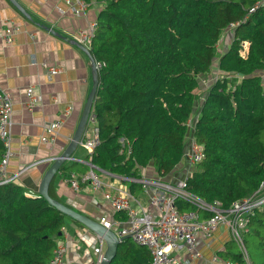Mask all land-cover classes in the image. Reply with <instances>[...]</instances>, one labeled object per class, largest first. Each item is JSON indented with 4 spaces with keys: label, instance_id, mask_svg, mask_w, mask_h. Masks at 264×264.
<instances>
[{
    "label": "trees",
    "instance_id": "1",
    "mask_svg": "<svg viewBox=\"0 0 264 264\" xmlns=\"http://www.w3.org/2000/svg\"><path fill=\"white\" fill-rule=\"evenodd\" d=\"M83 1L98 6L88 50L103 64L92 106L101 144L92 163L125 179H139L150 164L158 176H171L181 164L192 120L203 159L186 178V191L221 210L255 193L263 197L264 2ZM226 29L231 40L219 52ZM120 139L129 146L128 156L120 153ZM3 152L0 142V160ZM140 189L130 182L133 195ZM36 196L27 197L19 184L0 186V264L51 260L66 217ZM48 196L58 202L52 181ZM177 207L203 212L182 199ZM242 240L248 262L233 241L228 247L236 251L224 252L225 260L264 264V204L254 209ZM150 260L149 251L125 241L110 264Z\"/></svg>",
    "mask_w": 264,
    "mask_h": 264
},
{
    "label": "crops",
    "instance_id": "2",
    "mask_svg": "<svg viewBox=\"0 0 264 264\" xmlns=\"http://www.w3.org/2000/svg\"><path fill=\"white\" fill-rule=\"evenodd\" d=\"M15 1L31 20L26 19L9 0H0V88L12 103L11 156L7 173L9 177L17 175L13 183L21 185L26 195L33 198L54 159L62 154L71 141L91 91L90 60L72 41H75L74 37L78 33H88V24L95 22L98 6L94 5L82 15L74 16L63 0ZM10 26L17 30L7 43L2 35ZM43 64L58 67L60 71L49 76ZM29 88L33 89V104L29 103L26 95ZM67 108L69 115L58 134L48 144L41 142L43 126L62 117ZM77 151L83 154L80 155ZM87 160L85 151L77 147L72 154L73 164H77L76 169L63 166L66 169L60 170L52 180L56 198L62 205L91 219L97 221L104 217L110 220L116 229L126 221V215L114 212L103 199L102 191L95 192L88 186L81 185L76 192L69 187L68 175L86 172L88 168L82 161ZM180 166L181 164L166 179L183 178L188 170H192L190 168L185 171V166ZM100 173L102 175V171ZM140 175L148 178L158 176L152 164L142 169ZM110 181L130 191V179ZM134 196L147 207V197L142 189ZM199 216L206 219L209 214L202 212ZM59 236L56 247L59 244L66 246L61 264H95L96 237L93 232L66 218ZM125 241L140 247L129 238L120 243ZM232 241L229 229L226 225H221L210 237H197L196 245L201 259L193 260L184 251L181 257L186 264H214L211 260L214 255L225 261L224 252L229 250L228 244ZM233 244L238 248L234 241ZM105 250L106 244L104 253Z\"/></svg>",
    "mask_w": 264,
    "mask_h": 264
},
{
    "label": "built area",
    "instance_id": "3",
    "mask_svg": "<svg viewBox=\"0 0 264 264\" xmlns=\"http://www.w3.org/2000/svg\"><path fill=\"white\" fill-rule=\"evenodd\" d=\"M63 1L69 6L70 13L74 16L82 15L87 9V4L83 0ZM260 4L262 3L258 2L255 7ZM253 10L254 8H251L249 12ZM95 28V22L89 23L88 33H78L74 37L75 42L89 49L90 40ZM16 30L11 26L4 30L2 37L5 42L9 43L11 41ZM30 36L31 38L33 37V35ZM245 46V43H243V49ZM42 66L46 69L49 76H54L60 71L55 66H49L47 64H43ZM102 66V63L95 62L97 71ZM26 95L29 103L31 102L33 104L35 102L33 89L29 88ZM68 115L69 108L62 113V117L45 124L40 141L48 144L58 134V130L63 126ZM11 116L12 103L10 97L0 88V142L4 147V152L0 160V186L13 183V180L17 177V175L9 177L7 173V166L11 156ZM188 127L190 129L188 131L190 137L188 138L187 147L181 160V166H185V171L190 168L193 170L194 166L203 159L201 149L196 146L192 138V120L188 121ZM100 144L99 131L95 117L91 111L85 130L78 143V147L85 151L88 156L87 161H82L88 169L84 173H70L68 184L76 192L79 191L81 185L88 186L95 192L102 191V197L109 203L111 209L114 212L124 213L126 215V221L116 229L113 228L114 224L110 220L104 217L99 218L97 221L105 230L112 231L118 239L129 238L137 246L149 251L151 256L149 264H186L181 257L183 251L190 255L193 260L201 259L196 245L198 236L210 237L221 225H226L230 231L232 240L244 256V260L248 262L242 235L248 231L250 216L254 209L264 204V196L258 198L255 193L248 198L232 203L227 210H221L218 203L207 205L186 191V178L191 174L190 172H193L192 170L190 172L188 170L185 177L176 180L166 179L160 176H154L152 178L141 176L139 179H130L132 182L140 184L143 193L147 197V207H144L130 191L110 181L111 179L124 180L125 178H119L116 175L103 171L101 175V170L92 163V156ZM119 144L121 147L120 153L126 151L128 156L130 150L127 142L120 139ZM26 196L30 197L28 195ZM179 199L211 215L206 219H201L195 211H180L177 207V201ZM95 237V264H100L104 255L105 242L101 236L95 234ZM65 251V245H57L48 264H61ZM211 260L214 264H235L229 260H221L216 255Z\"/></svg>",
    "mask_w": 264,
    "mask_h": 264
},
{
    "label": "water",
    "instance_id": "4",
    "mask_svg": "<svg viewBox=\"0 0 264 264\" xmlns=\"http://www.w3.org/2000/svg\"><path fill=\"white\" fill-rule=\"evenodd\" d=\"M9 1L26 19L31 20L28 14L25 13V11L20 7V5H18V3L15 0H9ZM72 43L80 51L85 53L90 60L91 71H92V87H91L89 96L85 102L83 111L81 113V117L79 119L78 125L72 136L71 141L67 145L66 149L62 152V154L59 155L54 160L52 165L49 167L48 171L45 173V175L41 179L39 186H38L37 194H38V197L44 199L48 203V205L56 209L59 213L64 215L66 218L72 220L75 223H78L85 230L91 231L94 234L101 236L106 244V250H105V253L103 255V258L100 264H110L111 261L116 256L118 244L121 241H123L125 238L118 239L112 231L105 230L100 225V223L96 221L95 219H91L90 217H87L65 205H62L61 203L55 200H52L48 196V186L51 183V181L54 179L55 175L64 166L66 161H72V154L75 151V149L78 147V143L85 130L88 117L92 111V106L94 103V98H95V94H96V90L98 86V72L95 68V61L92 58L89 50L86 47L76 43L75 41H72Z\"/></svg>",
    "mask_w": 264,
    "mask_h": 264
},
{
    "label": "rangeland",
    "instance_id": "5",
    "mask_svg": "<svg viewBox=\"0 0 264 264\" xmlns=\"http://www.w3.org/2000/svg\"><path fill=\"white\" fill-rule=\"evenodd\" d=\"M30 37H31V36H30ZM230 40H231V33H230V30H229V29H226V30L223 32L222 36H221V42H220L219 52H222V51H224V50L226 49V47H227V45H228V43H229ZM245 45H246V46L244 47L243 51L241 52L242 55H245V53H246V51H247V46H248V44L245 43ZM212 72H216L215 65H213ZM211 76L214 77L215 75L212 74ZM205 83H206V82H205ZM77 152L80 153V155L83 154V153H81V152H79V151H77ZM77 152H76V153H77ZM73 163H74L73 161H66L65 164H64V166L67 165V166H66L67 168L70 167L71 169L75 170L77 164H73ZM75 165H76V166H75ZM229 250L236 251V248H235V247H231V248H229Z\"/></svg>",
    "mask_w": 264,
    "mask_h": 264
},
{
    "label": "bare ground",
    "instance_id": "6",
    "mask_svg": "<svg viewBox=\"0 0 264 264\" xmlns=\"http://www.w3.org/2000/svg\"><path fill=\"white\" fill-rule=\"evenodd\" d=\"M88 8V7H87ZM68 13V12H67ZM61 14V13H60Z\"/></svg>",
    "mask_w": 264,
    "mask_h": 264
}]
</instances>
